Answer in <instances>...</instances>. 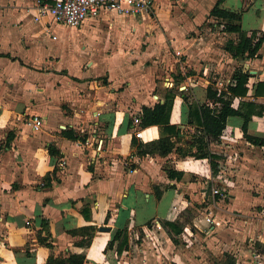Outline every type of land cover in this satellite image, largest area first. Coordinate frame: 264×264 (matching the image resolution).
Masks as SVG:
<instances>
[{
	"label": "crops",
	"instance_id": "1",
	"mask_svg": "<svg viewBox=\"0 0 264 264\" xmlns=\"http://www.w3.org/2000/svg\"><path fill=\"white\" fill-rule=\"evenodd\" d=\"M54 1L0 0V264H46L73 254L84 256L82 264H264V220L249 225L234 212L247 202L218 201L210 192L212 201L202 204L214 181L233 192L221 153L231 167L264 165V145L244 139L240 117H230L209 144L220 156L216 173L207 159L184 155L195 151V127L179 94L170 123L180 132L170 153L140 156L130 141L137 128L138 142L160 137L157 125L134 124L143 106L186 87L202 104L210 79L224 91L234 83L227 70L235 61L249 74L246 99L264 105V96L253 97L264 82V40L255 57L233 59L225 45L237 33L210 16L218 0H153L136 16L102 13L76 28L49 15L34 19L37 2ZM219 7L241 17L252 12V24H238L264 39V0H222ZM205 21H213V31L204 30ZM32 115L43 121L37 132L27 124ZM67 130L77 140L65 137ZM248 133L264 138V114L252 117ZM242 150L257 155L246 160ZM161 220L180 232L167 233ZM118 230L127 235L120 253L118 240L106 248Z\"/></svg>",
	"mask_w": 264,
	"mask_h": 264
},
{
	"label": "trees",
	"instance_id": "2",
	"mask_svg": "<svg viewBox=\"0 0 264 264\" xmlns=\"http://www.w3.org/2000/svg\"><path fill=\"white\" fill-rule=\"evenodd\" d=\"M222 0H218L210 10V16L217 20L222 19L227 22L224 27L228 32L237 33L235 40L229 39L225 45V50L229 55L236 60L244 61L245 59L253 58L257 55L263 43V37H257L253 32L247 36L246 32L242 31L238 22L241 19L240 12L231 11L219 7ZM248 72H243L241 67L235 68L232 73L234 83L224 89H218L213 82H209L206 87V97L202 104H199L191 93V89L186 87L182 91L173 88L168 89L164 94L163 102H157L153 107L143 106L140 115V126L148 127L157 125L160 128V137L157 140L149 142H138L136 137L131 138L132 146L137 149V154L140 156L159 154L166 156L174 148L175 142L172 137L179 138V128L170 123V113L174 98L176 95L184 100L188 106V123L194 125L195 131L190 136V146L195 148V151H189L184 155H189L197 159H207L212 172L216 173L217 163L213 160L216 156L209 150V144L212 141H218L223 130L228 123L230 117H240L242 119L241 131L244 139L258 146L264 145V138L248 133V123L253 116H262L264 114V105L246 99L248 88L246 86ZM259 96H264V82H258L254 89L253 97L256 99ZM233 98H241L237 107L233 106ZM63 135L72 140H77L78 136L73 135L71 130L63 131ZM126 138H122V143ZM51 153H54L51 151ZM177 173L168 171V177H174ZM159 197V194H158ZM86 218L88 216L82 210ZM162 226L166 232L172 231L178 234L180 229L177 228L174 222L161 220ZM86 227L83 230H88ZM92 229V228H91ZM91 236V234H90ZM90 239V238H89ZM118 240L117 252L127 245V235L123 231H117L112 239L106 245L111 247L113 242ZM90 240L84 242L83 245L89 244ZM49 259L46 264H82L83 255L73 254L65 260L52 261Z\"/></svg>",
	"mask_w": 264,
	"mask_h": 264
},
{
	"label": "rangeland",
	"instance_id": "3",
	"mask_svg": "<svg viewBox=\"0 0 264 264\" xmlns=\"http://www.w3.org/2000/svg\"><path fill=\"white\" fill-rule=\"evenodd\" d=\"M257 5L258 4H255V6H257ZM252 16H254L253 13L249 12V13L245 14L243 17H241V24H242L243 28L252 24V21H253ZM212 22L213 21H208V22L205 21L204 25H206V28L204 30H206L207 33L214 30L213 28L210 27ZM60 30H58L57 32L60 33L61 32ZM63 36L65 39L67 37H71L69 30L67 32H65V34H63ZM213 40H216V39L213 38ZM60 42H62V40L57 41L56 43L59 44ZM228 65H229L228 70H227L228 71V78H229V76L232 75L235 68L241 67L243 69V64H242V62H239V61H235V63L233 65L232 64L231 65L228 64ZM224 68H226V67H224ZM211 75H212V73H211ZM216 79H217V77H216ZM220 79L226 80V77H221ZM211 80H212V82L214 81L213 79H210V81ZM168 86H170V85H169V82L167 81L163 87L166 88ZM238 149L239 148H237V151H239ZM216 151H217V149H216ZM238 153H239V157L242 154H247L246 160L253 159L257 155L256 152L250 153V152H246L245 150L244 151L242 150ZM223 155H224L223 153L220 154V156H222V158L225 159V161L222 163L223 165L225 163V165L222 167L221 171L224 172V174L226 175V177L228 179H230L231 181H233L235 183L234 184L235 186L233 188H231V189H233V192L230 193L229 192L230 188L224 189V187L219 186L217 183H214L215 182L214 181L213 186L220 187L222 190V194L216 195L213 198L210 194L211 190L208 189V191L206 193V197L204 198V201H202V204H204L205 202H207V203L211 202L212 198L217 199L218 201L220 200V201L233 202L232 200H234V201H238V202H240V201H243L245 203L247 202L246 204L244 203L245 204L244 208L236 209V211H234V212H236L235 214H238V215L243 214L242 218L244 216L249 225L256 220H257V222H260V219L264 220V165L257 167L256 164H254V165H251V167H249L245 161L244 164L241 162L240 165L232 162L233 167H231V165L226 163L228 160V159L226 160V158H228V153H226L224 156ZM215 156L218 157L219 155L215 154ZM249 162L251 163V161H249ZM228 168H230L231 171ZM244 180L247 181L248 186H246V187H242L244 184ZM241 184H242V186H240ZM244 225H246V224H244ZM257 229L259 230V228H257ZM259 232L261 233L262 230H260ZM136 241L138 242V239ZM150 241H152V239H150ZM139 242H141L140 238H139ZM146 243L151 247V244L149 243L148 239H146ZM245 243H246V245L249 244V242L247 240ZM152 244H155V243L153 242ZM254 249L258 250L259 252L262 251V246L260 245V242L257 241L256 245L254 246ZM134 251L137 253L142 252L141 248H137Z\"/></svg>",
	"mask_w": 264,
	"mask_h": 264
},
{
	"label": "built area",
	"instance_id": "4",
	"mask_svg": "<svg viewBox=\"0 0 264 264\" xmlns=\"http://www.w3.org/2000/svg\"><path fill=\"white\" fill-rule=\"evenodd\" d=\"M153 0H55L53 3L37 2V15L34 16L38 20L39 16L49 15L55 22L76 28L88 18H98L102 13H112L119 16H136L143 10H148ZM54 38V37H53ZM135 125H140V118L133 119ZM27 124L30 128L37 132L42 127L43 121L37 115L30 116ZM133 136L141 138V130H134ZM219 186H222L218 184ZM223 187V186H222ZM212 196L221 195L222 190L218 186L211 187ZM205 221L212 224L214 221L206 216ZM144 236H149L148 227L141 229Z\"/></svg>",
	"mask_w": 264,
	"mask_h": 264
},
{
	"label": "water",
	"instance_id": "5",
	"mask_svg": "<svg viewBox=\"0 0 264 264\" xmlns=\"http://www.w3.org/2000/svg\"><path fill=\"white\" fill-rule=\"evenodd\" d=\"M99 231H109V228L105 226H100Z\"/></svg>",
	"mask_w": 264,
	"mask_h": 264
}]
</instances>
